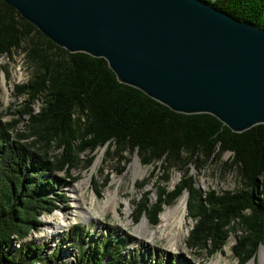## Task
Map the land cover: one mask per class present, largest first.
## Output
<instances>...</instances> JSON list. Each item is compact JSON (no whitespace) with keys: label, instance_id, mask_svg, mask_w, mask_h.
Masks as SVG:
<instances>
[{"label":"trees","instance_id":"trees-1","mask_svg":"<svg viewBox=\"0 0 264 264\" xmlns=\"http://www.w3.org/2000/svg\"><path fill=\"white\" fill-rule=\"evenodd\" d=\"M202 1L264 30V0ZM17 49L31 72L25 82L13 85V95L24 98L13 110L16 117L3 120L0 115V264H160L134 252L123 256L127 241L116 236L91 242L81 225L64 233L63 241L76 250L70 260L59 255L60 243L45 252L46 243L22 241L41 226L40 215L58 209L63 199L49 192L53 174L68 175L80 153L102 146L135 150L142 164L160 160L163 182L171 166L182 170L170 190L155 181L153 200L151 190L141 192L133 222L145 215L157 225L163 205L186 191V215L193 221L187 248L210 256L233 236L232 254L243 264L264 245V124L232 132L209 113L174 112L119 82L102 57L66 51L0 1V56ZM223 152L230 153L227 167L235 170L240 187L202 191L183 166L215 160ZM148 183L145 178L136 188Z\"/></svg>","mask_w":264,"mask_h":264},{"label":"water","instance_id":"water-1","mask_svg":"<svg viewBox=\"0 0 264 264\" xmlns=\"http://www.w3.org/2000/svg\"><path fill=\"white\" fill-rule=\"evenodd\" d=\"M0 1L174 112L209 113L232 132L264 124V30L202 0Z\"/></svg>","mask_w":264,"mask_h":264},{"label":"rangeland","instance_id":"rangeland-1","mask_svg":"<svg viewBox=\"0 0 264 264\" xmlns=\"http://www.w3.org/2000/svg\"><path fill=\"white\" fill-rule=\"evenodd\" d=\"M30 72V66L25 61L20 49L13 50L10 55L0 56V115L3 120L16 117L13 110L20 107L24 98L13 95V85L25 82L29 78ZM38 105L39 102H35L33 109H37ZM11 112L13 113L11 114ZM91 156L90 164L84 168V163ZM79 159L76 166L69 169L68 175L65 172L53 174L52 177L55 181L49 192H58L63 195V199L57 203L58 209L54 210L53 214L40 215L41 226L36 231L31 230L22 241L33 240L36 244L46 243L45 252H49L60 243L59 255L67 254V260H70L76 250L68 242L63 241L64 233L73 225H81L89 234L86 239L91 242L101 241L108 236H116L117 239L127 241L122 250L123 256L134 252L140 256V259L156 260L160 264H170V262L172 264H238L231 251L233 236L228 238L220 252L210 256L204 250L196 253L187 248L185 237L193 223L187 215H185V224H183V229L187 232L182 242H176L177 250L175 251L167 247L165 237L159 235L158 232L151 235L147 230L143 232L142 229H138L141 235L135 233V229L143 219H146L150 230L155 229L156 225L149 224L145 215H141L137 222H133L134 203L139 201L141 192L145 189L152 191L150 200H153L154 183L157 180L167 190L172 189L182 175V170L178 169L177 165L166 170L168 180L163 182L160 176L165 170L161 168V161L142 164L135 150L116 151L114 148L107 150L106 146H102L91 152L80 153ZM230 159V153L223 152L215 160L211 159L196 164L187 163L183 169H187L188 174L202 191L234 190L241 184L235 170L227 167ZM135 161H138L145 172L133 181V172L137 168ZM57 178H63V180L60 182ZM145 178H148L149 183L140 189L136 188V185ZM75 186H79L80 189V193H77L81 197L78 198L79 206L74 203V197L71 194V190ZM106 192L111 195L115 194L118 204L114 207L106 206L102 210L97 201H101ZM183 193L182 191L180 195H184ZM92 195L96 197V200L91 205ZM179 196L171 204L163 205L162 210L173 207L181 197ZM55 215L58 217L62 215L67 224L60 222ZM157 221L159 222L158 216ZM58 227L61 229H57ZM85 242H83V248L86 246ZM261 251H264V245H259L255 254L250 257L251 260L248 259L243 264H250L252 261L253 264H260Z\"/></svg>","mask_w":264,"mask_h":264},{"label":"bare ground","instance_id":"bare-ground-1","mask_svg":"<svg viewBox=\"0 0 264 264\" xmlns=\"http://www.w3.org/2000/svg\"><path fill=\"white\" fill-rule=\"evenodd\" d=\"M135 165L137 166V168H135L133 172V177H132L133 181L136 177L142 175L145 172V170L140 167L138 161H135ZM77 193H80L79 186H75L71 190L72 197H74V203L79 206L78 198L80 197V194H77ZM95 200H96V197L92 195L91 205ZM185 200H186V196L184 194L178 199V201L173 207L167 208L166 210L162 211L161 214L159 215V222L157 223L155 229L150 230L146 219H143L142 222H140L137 228L135 229V233L138 235H141L138 229H142L143 232L147 230V232H149V234L151 235H154L158 232L159 235H162L165 237L167 247H169L173 251L177 250L176 242L177 241L182 242L187 232V230L183 229L184 228L183 224H185L184 222H185V215H186ZM97 202L99 204V207L102 210L106 206L112 205L114 207L115 205L118 204L116 201L115 194L111 195L109 192L104 193V198H102L101 201H97ZM56 217L57 219H59L60 222L65 223V225L67 224L66 223L67 221L63 218L62 215L60 217L58 216ZM60 227H58L57 229H61ZM51 228L53 227L51 226ZM250 264H253V261L250 262ZM260 264H264V251H261Z\"/></svg>","mask_w":264,"mask_h":264}]
</instances>
